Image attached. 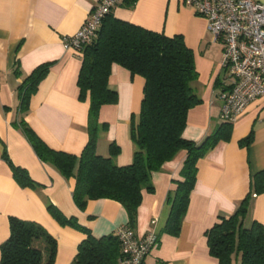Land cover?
Returning a JSON list of instances; mask_svg holds the SVG:
<instances>
[{"label":"crops","instance_id":"obj_1","mask_svg":"<svg viewBox=\"0 0 264 264\" xmlns=\"http://www.w3.org/2000/svg\"><path fill=\"white\" fill-rule=\"evenodd\" d=\"M258 1L264 4V0ZM97 2L0 0V245L9 235L10 216L36 222L56 239L54 264H73L85 234L59 224L47 211L48 202L65 216L75 217L96 238L128 225L124 207L115 200L90 199L79 209L72 198L74 177H63L55 166L41 161L18 126L23 120L54 150L76 156L83 150L88 140L89 94L79 99L76 81L81 53L65 49L62 38L82 26ZM111 12L118 19L167 36H183L193 51L197 71L190 86L201 101L188 110L182 136L201 141L220 123L219 93L231 81L220 65L223 45L207 32L205 18L178 0H134L132 4L121 0ZM44 63H49L48 70L31 94L27 109L21 112L18 88ZM108 86L117 92V102L99 109L96 152L108 156L109 144L114 142L119 147L115 164L127 165L134 151L130 119L139 111L144 79L113 63ZM249 134L251 141L239 144ZM185 157L184 150L177 152L160 170L152 172L153 190H142L132 228L139 237L151 228L158 236L144 264H218L208 251L205 231L219 215H231L246 196L244 226L255 220L264 228V189L258 191L254 184L256 176H264V97L250 102L232 123L229 140L219 141L198 160L195 184L178 235L158 234L168 215L167 194L175 189V181L182 179L179 172ZM11 164L26 169L35 187L21 186L13 177ZM152 220H156L154 226ZM232 258V264H239L238 257Z\"/></svg>","mask_w":264,"mask_h":264},{"label":"trees","instance_id":"obj_2","mask_svg":"<svg viewBox=\"0 0 264 264\" xmlns=\"http://www.w3.org/2000/svg\"><path fill=\"white\" fill-rule=\"evenodd\" d=\"M132 4L134 0H127ZM81 66L77 76L79 99L89 94L87 120L88 140L76 156L48 147L23 121H18L37 157L55 166L63 177H74L72 198L79 209L90 199L106 198L119 202L125 209L128 225L134 227L142 190L152 191L151 174L161 169L177 152L186 157L175 181V189L167 194V219L158 234L178 235L185 216L189 195L194 187L197 162L219 141L230 138L232 123L221 120L201 141L182 136L188 110L200 103L190 83L197 77L193 51L181 34L167 36L118 19L110 11L101 21L93 38L80 50ZM116 63L132 75L143 77V97L136 115H132L129 136L134 145L132 161L116 165L114 157L119 147L109 144V155L96 152L99 130L98 113L101 106L117 102V92L108 86L111 65ZM49 63L36 67L18 88L19 111H25L31 94L48 70ZM249 134L239 141L248 144ZM13 177L23 187H35L27 170L11 164ZM264 176L258 175L254 184L264 189ZM259 185V186H258ZM47 211L61 225L73 226L84 239L77 247L73 264H119L120 244L114 233L94 237L75 217L65 216L52 202ZM248 208L246 196L229 216H218L205 231L208 251L218 264H264V228L253 220L243 224ZM9 235L0 245L1 264H54L57 242L40 224L10 216Z\"/></svg>","mask_w":264,"mask_h":264},{"label":"built area","instance_id":"obj_3","mask_svg":"<svg viewBox=\"0 0 264 264\" xmlns=\"http://www.w3.org/2000/svg\"><path fill=\"white\" fill-rule=\"evenodd\" d=\"M178 1L204 17L207 32L223 45L220 65L231 81L219 93V116L233 123L250 102L264 97V4L258 0ZM120 2L98 0L82 26L62 38L63 47L79 51L93 38L104 16ZM151 224L154 226L156 220ZM114 234L120 244L119 264H144V257L158 243L154 228L139 237L129 225H120Z\"/></svg>","mask_w":264,"mask_h":264}]
</instances>
